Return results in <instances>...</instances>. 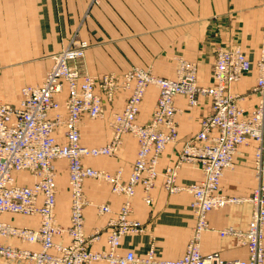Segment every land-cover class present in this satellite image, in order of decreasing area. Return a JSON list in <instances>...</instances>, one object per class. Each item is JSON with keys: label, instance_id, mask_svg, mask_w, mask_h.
<instances>
[{"label": "built area", "instance_id": "2783aa9c", "mask_svg": "<svg viewBox=\"0 0 264 264\" xmlns=\"http://www.w3.org/2000/svg\"><path fill=\"white\" fill-rule=\"evenodd\" d=\"M102 0H91L90 6ZM264 7V0H260ZM259 58L256 63L257 78L253 91L257 105L246 114L239 104V95L229 91L251 68V63L240 48L218 49L212 70L211 84H198L197 65L179 59L174 78H162L150 69L133 67L120 77L113 73L93 76L78 68L79 61L90 47L85 40L75 38L59 52L50 56L51 67L38 86H24L17 105L0 101V238L17 239L26 245H37V250L17 248L0 243V260L22 261L28 264H264V185L259 183L249 198L226 197L220 193L221 179L233 167L238 147L254 141V177L261 180L264 172V26ZM157 89V100L150 121L138 124L136 118L148 87ZM121 92H128L123 110L114 113L109 122L112 137L98 147L80 144L81 116L100 119L104 115L102 99L112 103ZM183 96L190 106L197 105V97L211 100V114L200 121L196 135L183 145L174 164L165 168L164 187L170 193L181 188L174 183L182 165H195L202 179L182 188L191 196L190 210L195 219L191 237L182 257L174 260H157L153 248L143 257L133 252L118 253L122 237L140 234L143 226L129 218L130 199L140 186L143 200L150 202L149 193L158 177L157 165L165 148L177 141L174 99ZM61 129L63 143L55 132ZM124 135H131L137 151L131 173L126 183L121 182V170L111 174L83 164L84 159L113 157L119 150ZM67 163L69 193V224L65 229L57 225L56 167L55 162ZM21 174L31 175L30 185L18 182ZM92 179L106 183L112 194L125 200L113 219L107 223L106 248L89 250L97 241L99 230L84 232L83 183ZM248 202L251 217L245 231L228 227L219 231L221 237L230 235L245 246L248 257L244 260L226 261L218 253L203 255L200 237L211 228L207 214L229 204ZM111 212L107 204L96 207L98 215ZM37 217L35 229L16 227L1 219L5 215ZM65 234L69 243L54 242L56 235Z\"/></svg>", "mask_w": 264, "mask_h": 264}, {"label": "crops", "instance_id": "0c3cea01", "mask_svg": "<svg viewBox=\"0 0 264 264\" xmlns=\"http://www.w3.org/2000/svg\"><path fill=\"white\" fill-rule=\"evenodd\" d=\"M91 0H0V101L17 105L24 86L42 83L49 58L44 55L57 53L73 35L86 40L90 47L79 61L80 70L93 76L113 73L120 77L124 72L139 67L150 69L153 75L174 78L177 61L184 59L197 65L198 84H211L215 55L218 49L240 48L251 63V68L242 78L231 85L229 91L239 95V104L246 114L257 105L258 96L253 91L257 78L256 63L264 26V7L260 0H102L90 6ZM129 93H119L112 103L102 99L104 115L91 120L81 116L80 144L98 147L108 143L112 137L109 126L114 113L123 110ZM157 100V89L148 87L141 101L136 118L138 124L150 121ZM177 108L175 123L177 141L168 145L159 158L158 177L150 191V202L143 200L140 186L130 199L129 218L139 222L144 231L122 237L118 253L130 251L143 257L153 248L157 260H174L184 255L195 225L190 210L191 196L182 188L202 179L195 165H182L178 171L175 187L180 190L170 193L164 187L163 173L174 164L183 145L199 130L202 119L211 114V100L197 97V105L190 106L183 96L174 99ZM61 129L55 132L57 140L64 142ZM257 144L249 141L238 147L233 167L227 169L221 179L220 193L226 197L246 199L256 186L264 185L254 177V152ZM137 151L136 140L124 135L118 152L113 157L84 159L83 164L111 174L121 170V182L126 183L131 173ZM264 167V155L262 158ZM57 225L65 229L69 224V193L67 187V163L55 162ZM65 171V172H64ZM66 173V186L61 178ZM60 174V175H59ZM18 182L33 183L31 175L21 174ZM60 185V186H59ZM59 186V187H58ZM84 232L91 234L99 230L97 241L88 245L89 250L106 248L107 223L117 214L125 197L111 193L106 183L86 179L83 183ZM107 204L111 212L98 215L96 207ZM251 217L248 202L229 204L207 214L211 228L200 237L203 255L218 253L226 261L244 260L248 257L245 246L219 231L228 227L245 231ZM2 220L16 226L35 229L38 218L5 215ZM264 232V227H263ZM54 242L69 243L67 235H56ZM0 243L17 248L37 250V245H26L17 239H2ZM264 247V238H263ZM0 264H28L22 261ZM93 264H106L102 262Z\"/></svg>", "mask_w": 264, "mask_h": 264}, {"label": "rangeland", "instance_id": "374dc122", "mask_svg": "<svg viewBox=\"0 0 264 264\" xmlns=\"http://www.w3.org/2000/svg\"><path fill=\"white\" fill-rule=\"evenodd\" d=\"M74 35V34H73ZM73 35H71L68 39H67V43H66V45L65 46H67L72 40H74L75 38L73 37ZM79 39H81V38H79ZM83 40V39H82ZM86 41V40H85ZM64 46V47H65ZM54 53H51V54H48V55H44V57L45 58H49V60L47 61V65H46V73H47V71L50 69V67H51V60H50V56L51 55H53ZM78 66V65H77ZM78 68H79V66H78ZM80 69V68H79ZM45 73V74H46ZM59 162H61V160H58ZM65 161V160H64ZM65 172V171H64ZM60 175V174H59ZM61 178H58V181L59 180H61V185H64L65 184V186H66V173H64L62 176H60ZM60 186V185H59ZM58 186V187H59Z\"/></svg>", "mask_w": 264, "mask_h": 264}]
</instances>
